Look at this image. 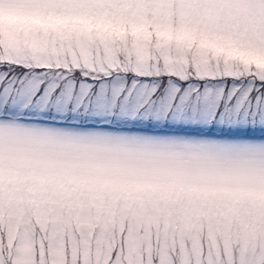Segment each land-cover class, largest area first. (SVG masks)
<instances>
[{
    "label": "snow or ice",
    "instance_id": "1",
    "mask_svg": "<svg viewBox=\"0 0 264 264\" xmlns=\"http://www.w3.org/2000/svg\"><path fill=\"white\" fill-rule=\"evenodd\" d=\"M0 264H264V0H0Z\"/></svg>",
    "mask_w": 264,
    "mask_h": 264
}]
</instances>
